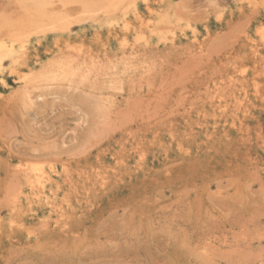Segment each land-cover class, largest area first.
<instances>
[{"label":"rangeland","instance_id":"1","mask_svg":"<svg viewBox=\"0 0 264 264\" xmlns=\"http://www.w3.org/2000/svg\"><path fill=\"white\" fill-rule=\"evenodd\" d=\"M41 1L0 0V264H264V0Z\"/></svg>","mask_w":264,"mask_h":264},{"label":"bare ground","instance_id":"2","mask_svg":"<svg viewBox=\"0 0 264 264\" xmlns=\"http://www.w3.org/2000/svg\"><path fill=\"white\" fill-rule=\"evenodd\" d=\"M257 1H258V0H257ZM260 1H261V0H260ZM38 2H39V1H38ZM46 2H47V1H46ZM44 3H45V2L42 0L41 3L38 5V8L36 9L37 12H38V16H43V14H44L43 11H44L45 8L43 9V7H45V4H46V3H45V4H44ZM48 3H49V2H48ZM263 3H264V2H263ZM133 4H134V3H133ZM35 5H36V3H35ZM49 5H50V3H49ZM260 5H261V4H260ZM262 5H263V4H262ZM262 5H261V6H262ZM259 7H260V6H259ZM261 8H262V7H261ZM24 9L26 10V8H24ZM263 10H264V9H263ZM30 11H31V9H30ZM34 14H36V12H35ZM31 15L33 16V14H31ZM33 17H34V16H33ZM27 18H28V17H27ZM28 19H29V18H28ZM34 21H35V20H34ZM36 22H39V21H36ZM66 27H67V26H66ZM24 50H25V49H24ZM1 51H2V50H1ZM20 52H22V51H20ZM20 52H19V53H20ZM21 54H24V53L22 52ZM22 57H24V55H23ZM6 85H7V84H6ZM33 167H34V166H33ZM30 168H31V170L33 169L31 166H30ZM36 168H37V167H36ZM36 168H35V169H36ZM18 169H19V168H18ZM35 169H34V170H35ZM21 170H22V169H21ZM23 170H24V169H23ZM36 170H38V168H37ZM18 172H19V171H18ZM22 172H23V171H22ZM27 172H28V171H27ZM24 173H25V171H24ZM24 173H23V174H24ZM28 173H29V172H28ZM28 173H27V175H28ZM30 175H31V174H30ZM29 177H30V176H29ZM35 177H36V182H37V183H41V181H40V179H41V175H37V176H35ZM47 178H48V177H47ZM45 179H46V178H45ZM41 180H42V179H41ZM47 180H49V179H47ZM33 185H34V184L31 185V188H32ZM35 185H36V184H35ZM33 189H34V187H33ZM41 189H42V188H41ZM41 191H42V190H41ZM34 196H35V195H34ZM34 196H33V197H34ZM35 198H37V197L35 196ZM44 199H45V197H44ZM43 201H44V200H43Z\"/></svg>","mask_w":264,"mask_h":264}]
</instances>
